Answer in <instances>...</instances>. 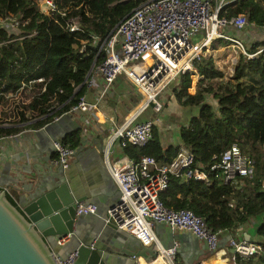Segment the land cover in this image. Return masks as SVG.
<instances>
[{
    "label": "trees",
    "instance_id": "trees-1",
    "mask_svg": "<svg viewBox=\"0 0 264 264\" xmlns=\"http://www.w3.org/2000/svg\"><path fill=\"white\" fill-rule=\"evenodd\" d=\"M58 1L59 5L66 8L67 15L80 16L82 30H68L64 26L65 18L60 14L50 17L42 13L38 0H0V16L17 17L19 26L26 33L37 31L0 46V84L1 78L6 77L8 82L5 87L16 86L21 75L30 70L51 75L47 90L26 105L32 113L43 116L25 125L0 124V135L17 132L26 125L40 126L50 119L48 107L53 101H57L58 105L66 101L55 111L59 113L80 95L92 90L87 87L84 78L92 63L97 64L104 57V50H99L101 43L141 0ZM237 13H245L250 23L264 25V2L261 0H234L219 11V15L226 17ZM0 33L4 36L1 27ZM230 41L227 38H215L211 46L216 48L218 42L226 44ZM82 44L84 48L81 51ZM259 45H264V39L250 42L246 47L249 52H256L252 57L240 53L234 76L228 80L222 79L223 70L214 64L212 55L200 54L195 57L192 66L201 77L197 85L205 80L217 81L197 87L193 96H187L184 94L186 88L192 94V72L186 70L179 73L166 89L167 100L173 98L183 105L197 106V112L187 124L179 128L180 142L164 146L158 128L153 123L151 137L144 145L129 143L123 150L133 158L151 154L164 162L175 157L181 145L186 146L194 155L191 168L202 171L204 178L191 175L184 179L171 174L166 188L159 195L163 204L173 209H192L204 216L206 224L212 229L228 227L235 230L241 224L256 221L258 239L255 241L264 245V49L258 51ZM247 73H252L255 80H242ZM119 76L126 79L123 74H118L117 78ZM117 78L112 83L111 91L105 95L107 101L114 97L111 94ZM205 93L211 95L212 100L206 98ZM155 114L149 105L138 118H153ZM79 130L68 133L62 140L74 147L80 141ZM232 143L253 155L255 160L252 174L242 176L240 185L221 180L218 177L220 169L212 168L223 150ZM56 156L55 152L53 157ZM7 198L16 204L9 194ZM239 238L242 236H235V239ZM233 257L236 264H264L262 253L250 256L236 253Z\"/></svg>",
    "mask_w": 264,
    "mask_h": 264
},
{
    "label": "built area",
    "instance_id": "built-area-1",
    "mask_svg": "<svg viewBox=\"0 0 264 264\" xmlns=\"http://www.w3.org/2000/svg\"><path fill=\"white\" fill-rule=\"evenodd\" d=\"M231 1L234 0H141L103 40L99 50H104V57L101 62L92 63L84 78L87 87L93 89L97 99H104L111 91L118 74H123L142 98L140 107L134 109L108 134L102 154L119 190L117 200L106 208L105 221L136 237L144 254L154 255L153 260L147 264H179L177 255L180 242L175 239L170 246H164L154 230L157 222L167 224L173 231H187L204 240L211 254L218 250L221 236L232 231L228 227L212 229L206 224L205 217L196 214L192 209L168 208L161 201L160 192L166 188L171 174L180 175L184 179L191 175L196 178L204 175L197 168H191L194 155L186 146L181 145L176 156L164 162L158 161L151 154H141L138 158H133L125 152L114 159L110 158V153L117 147L123 150L129 143L144 145L149 140L154 120L139 119L138 115L149 105L156 114L163 110L166 89L179 73L191 68L192 60L200 55L199 52L194 55L191 53L203 39L209 40L210 44L216 37L227 38L241 46V53L247 57L256 54L247 50L240 37L248 24H256L250 23L245 13L230 17L219 15L220 9ZM38 7L50 17H56L57 14L64 17V26L68 30H82L80 16L67 15L66 8L59 5L58 0H38ZM0 23L4 33V36L0 33V46L37 32H24L17 17L12 15L0 16ZM196 35L200 36L193 43L192 37ZM83 48L84 44L80 50ZM263 49L264 45H259L258 51ZM151 55L155 60L147 64L146 59ZM184 58H189V66L185 68L178 65ZM49 80L51 75L30 70L21 75L18 85L7 88V78H1L0 124L25 125L40 119L43 115L32 113L26 105L47 90ZM65 102L58 105L57 101H53L50 104L49 120H57L66 113L83 114L91 111L95 105L83 93L74 103L55 113ZM2 112L5 114L2 115ZM21 130L0 135V142L19 135ZM52 145L57 153L53 161L66 166L73 153V146L61 139L53 140ZM2 158L0 151V162ZM254 163L253 155L245 153L238 144L232 143L223 150L212 168L220 169L218 177L221 180L240 185L242 176L252 174ZM95 209V204L90 202L80 201L76 205L78 213L94 212ZM68 238L69 234H65L58 242L63 243ZM232 248V255H228L232 262H235L233 256L236 253L242 256L264 254V245L246 238H233ZM75 256L76 252H71L64 259H59V264H72ZM190 264L206 263L199 259Z\"/></svg>",
    "mask_w": 264,
    "mask_h": 264
},
{
    "label": "crops",
    "instance_id": "crops-1",
    "mask_svg": "<svg viewBox=\"0 0 264 264\" xmlns=\"http://www.w3.org/2000/svg\"><path fill=\"white\" fill-rule=\"evenodd\" d=\"M146 62L147 64L152 62L150 56L147 57ZM127 80L122 76L117 78L111 94L114 97L109 101L106 98L97 99L93 89L88 91L85 94L87 100L95 103L89 112L69 113L60 123L57 121L63 114L57 120H48L37 127L27 125L19 135L1 140L0 151L3 158L0 162V187L11 192L8 194L17 206H20L18 198L20 196L27 198L42 178H48L51 172L64 169L65 180L78 190L79 196H86L84 202L95 204L96 209L92 214L103 218L98 210L104 214L106 208L119 196L117 184L103 159L104 141L116 125L136 109L142 99L133 84ZM109 102L113 105L110 106ZM196 112L197 106L183 105L173 98L167 100L163 110L153 117L161 143L164 146L179 143L180 126L187 124ZM45 124L56 126L53 125L47 130L43 129ZM76 129H80V141L73 147L68 164L63 166L60 162H54L53 140H62L65 135ZM123 153L124 150L117 147L110 153V158L114 159ZM200 178H204V175ZM255 224L256 221L251 220L250 224H241L235 230L223 234L218 250L214 254L208 251L204 240L187 231H173L163 222L155 223L154 230L164 246L173 243L174 234L185 235L183 240L177 239L180 242L177 255L180 264H190L199 259H203L206 264H234L235 262L228 257L232 255L233 238L240 235L242 238L255 241L258 239ZM100 234H97V238L93 240L91 231H85V236L92 238L91 241L115 251L117 259L111 264H133V261L136 262L135 264H146L140 259L142 254L145 255L142 246L133 235L112 228L107 229L99 240Z\"/></svg>",
    "mask_w": 264,
    "mask_h": 264
},
{
    "label": "water",
    "instance_id": "water-1",
    "mask_svg": "<svg viewBox=\"0 0 264 264\" xmlns=\"http://www.w3.org/2000/svg\"><path fill=\"white\" fill-rule=\"evenodd\" d=\"M68 115L63 114L57 123ZM53 125L56 126L45 124L43 129L48 130ZM65 178L64 169L51 172L27 198H18L20 206L7 198L10 191L0 188V264H59L58 260L71 252H76L72 264H111L117 259L113 249L91 239L95 240L97 234L109 228H119L105 221L106 210L104 214L98 210L103 218L93 212L78 213L76 205L86 196H79L78 190ZM85 231H91V239L85 236ZM103 233L98 236L99 240ZM65 234H69V238L59 243L58 239ZM184 236L177 233L172 239L183 240Z\"/></svg>",
    "mask_w": 264,
    "mask_h": 264
},
{
    "label": "rangeland",
    "instance_id": "rangeland-1",
    "mask_svg": "<svg viewBox=\"0 0 264 264\" xmlns=\"http://www.w3.org/2000/svg\"><path fill=\"white\" fill-rule=\"evenodd\" d=\"M246 27L248 28H246V30H244L243 34L241 33L242 35L240 36L245 46L248 47L250 42H253L255 40L264 39V25L262 26V25L248 24ZM238 35H240V32H238ZM199 36L200 35H196L192 37L191 41L193 43L196 42ZM216 38H222V37H216ZM240 53H241V46H239L237 43H234L233 41H230L226 44L224 42L223 43L218 42L216 48H213L210 43L207 49L199 52V54L201 55H205V56L212 55L214 57V64L217 66V68L223 70L224 75L222 76V79L224 80L233 78L235 67L239 59ZM188 70L192 72L191 82H193L194 87L193 85L191 87L192 94L186 91L187 88L185 89L184 94L187 96H193L197 87L200 88L206 85L208 82L215 83L217 81L216 79L210 81L205 80L204 82L199 83L198 86L197 83L201 77L195 72V68L192 66V62H191V68H189ZM252 75H253L252 73H247L242 78V80H244L245 82L254 81L255 79H253ZM166 93L167 92H165L163 96V99L165 101L167 100L168 97V94ZM205 96L206 98H209V100H212V96L209 95L208 93H205ZM177 262L179 263V260H177Z\"/></svg>",
    "mask_w": 264,
    "mask_h": 264
},
{
    "label": "bare ground",
    "instance_id": "bare-ground-1",
    "mask_svg": "<svg viewBox=\"0 0 264 264\" xmlns=\"http://www.w3.org/2000/svg\"><path fill=\"white\" fill-rule=\"evenodd\" d=\"M208 46H209V40H207V39H203L201 42H199V43L194 47V49H193L191 55H194V54L197 53V52H200V51H202V50L207 49ZM150 57H151V60H152L151 63H153L154 60H155V57L152 56V55H151ZM180 64H181L184 68H185V67H188V66H189V58H188V59H186V58L182 59L181 62L178 63V65H180ZM153 258H154V255L151 254V253H145V255L142 254V255L140 256V259L143 260V261H145L146 264L149 263L150 261H152ZM131 261H133L132 258H131ZM131 261H130V262H131ZM135 263H136V262L133 261V264H135Z\"/></svg>",
    "mask_w": 264,
    "mask_h": 264
}]
</instances>
